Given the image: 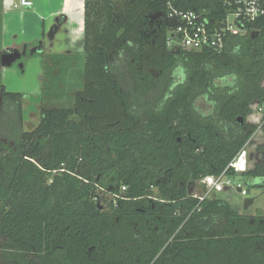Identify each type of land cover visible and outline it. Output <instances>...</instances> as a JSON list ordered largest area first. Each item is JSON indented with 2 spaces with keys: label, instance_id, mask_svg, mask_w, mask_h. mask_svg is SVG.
I'll return each mask as SVG.
<instances>
[{
  "label": "trees",
  "instance_id": "16d2710c",
  "mask_svg": "<svg viewBox=\"0 0 264 264\" xmlns=\"http://www.w3.org/2000/svg\"><path fill=\"white\" fill-rule=\"evenodd\" d=\"M174 4L226 13L222 0ZM166 15V0H85L83 54L45 56L30 131L24 96L1 87L0 264H264L263 215L190 193L264 137L248 122L264 104V30L221 52L170 51ZM78 61L74 105L49 106ZM257 151L253 169L227 174L264 191Z\"/></svg>",
  "mask_w": 264,
  "mask_h": 264
},
{
  "label": "crops",
  "instance_id": "0c3cea01",
  "mask_svg": "<svg viewBox=\"0 0 264 264\" xmlns=\"http://www.w3.org/2000/svg\"><path fill=\"white\" fill-rule=\"evenodd\" d=\"M16 1L0 0V81L6 89V82L14 78L12 72L16 77L36 78L37 85L31 91L13 92L22 94L23 102L32 105L23 111L25 122L37 104L35 128L41 120L45 56L83 54L85 0H59L55 9L53 2L44 0H39V5L38 0H31V8H15Z\"/></svg>",
  "mask_w": 264,
  "mask_h": 264
},
{
  "label": "built area",
  "instance_id": "2783aa9c",
  "mask_svg": "<svg viewBox=\"0 0 264 264\" xmlns=\"http://www.w3.org/2000/svg\"><path fill=\"white\" fill-rule=\"evenodd\" d=\"M166 1V20L170 24L166 46L170 51L221 52L229 39L258 34L264 30V0H222L226 13L219 22L212 20L207 11L180 10L174 0ZM32 6L31 0H17L15 3V8ZM259 111H264V106H260ZM250 144L251 141L247 142L223 173L204 177L199 182L204 188L203 196L195 197L200 201L219 198V194L231 189L247 196V190L227 172L241 175L250 169ZM126 190V187H122L121 194Z\"/></svg>",
  "mask_w": 264,
  "mask_h": 264
},
{
  "label": "rangeland",
  "instance_id": "374dc122",
  "mask_svg": "<svg viewBox=\"0 0 264 264\" xmlns=\"http://www.w3.org/2000/svg\"><path fill=\"white\" fill-rule=\"evenodd\" d=\"M59 0H44V3L47 2H53L52 6L53 9H55L57 2ZM39 1L37 4L39 5ZM45 7H49L48 4L44 5ZM48 17H46L47 19ZM162 19L164 20L163 16L154 15L153 19ZM80 61L76 62H69V64L66 66L65 70L67 72H64V74L61 76V80H59L57 86V89H53L52 92H56V95H54L52 98L47 100V104L49 106H58V107H65L70 108L74 105V92L76 89H80L83 87V84L81 83L79 79V73L82 71L83 64H79ZM11 76L12 78L11 82H6V85L8 88H6V91L9 92H20V91H31L33 88L37 85V80L35 77H29L26 78H20L16 77L15 73L12 72ZM1 81H0V89H1ZM56 87V86H55ZM57 88V87H56ZM55 90V91H54ZM35 101V100H34ZM29 102H23V111L25 108H27ZM32 106L31 104H29ZM37 104L34 103L33 110H29V115L25 122L24 115H23V130H31L34 128L35 124L38 123L37 118ZM261 106H264L262 104ZM260 106L254 105L251 110V114L248 117V122L257 125L260 127L264 121V111H259ZM257 131V133L253 137V141L250 144V150L249 154L252 153V159L251 163L249 164V168L253 169L254 164L256 162V159L258 158V147L264 145V137L263 133L260 130ZM236 180V183H239L243 186L244 189L247 190L248 195L242 196L238 191L236 190H228L224 191L223 193L219 194V198L225 201H228L235 209H237L240 213L248 214V215H263L264 216V191L258 186V183L256 181H250L251 185L250 188L247 186L245 182L242 181L241 177L234 178ZM190 193L194 196L201 197L204 193V188L200 185L199 182L196 183V185L190 187ZM104 199L110 200L108 194L105 196L102 194ZM158 198L157 190L154 191L153 199L156 200Z\"/></svg>",
  "mask_w": 264,
  "mask_h": 264
},
{
  "label": "flooded vegetation",
  "instance_id": "af4514ba",
  "mask_svg": "<svg viewBox=\"0 0 264 264\" xmlns=\"http://www.w3.org/2000/svg\"><path fill=\"white\" fill-rule=\"evenodd\" d=\"M1 91V89H0ZM1 101H2V93L0 92V104H1ZM157 190L156 188H153V191ZM153 199V198H152ZM154 200V199H153ZM157 200V199H156ZM149 220L146 221L147 224H149L148 222ZM156 230H158V228L156 227ZM161 230V229H160ZM162 231H163V234L166 235L168 233V231L165 229L162 228Z\"/></svg>",
  "mask_w": 264,
  "mask_h": 264
}]
</instances>
